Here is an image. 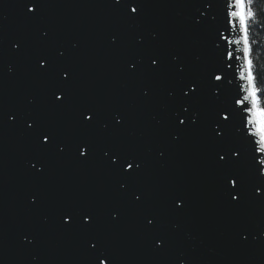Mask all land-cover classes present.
<instances>
[{"label": "water", "instance_id": "water-1", "mask_svg": "<svg viewBox=\"0 0 264 264\" xmlns=\"http://www.w3.org/2000/svg\"><path fill=\"white\" fill-rule=\"evenodd\" d=\"M227 3L0 0V264H264L261 157L238 132V113L223 140L213 131L241 83V62L228 68L223 55L247 47L219 38L239 36ZM192 84L199 91L185 97ZM127 156L143 161L135 175L123 172ZM237 175L233 192L227 179Z\"/></svg>", "mask_w": 264, "mask_h": 264}, {"label": "snow or ice", "instance_id": "snow-or-ice-1", "mask_svg": "<svg viewBox=\"0 0 264 264\" xmlns=\"http://www.w3.org/2000/svg\"><path fill=\"white\" fill-rule=\"evenodd\" d=\"M116 3L119 4L120 0H116ZM251 0H228L227 7L229 9L227 15V28L239 33L237 39H226L224 34L221 32L219 34V38L225 40L228 45H240L242 42L247 45V47H243L242 49L239 47L235 48V51L228 50L223 55V62L228 68H232L233 64L232 61H240L239 64V72L236 74L235 79L239 80L241 83L239 84V95L234 98V108L231 110H224L221 114H219V120L224 122L223 128L221 131H216V128H213L215 131L216 137L220 140H223V130L227 129L229 126L230 118H234L235 114H239L241 117V127L238 129V132L245 138V140L252 146L254 153L261 158L256 161L261 165L259 176L264 178V95L261 94V88L259 86L258 77L256 75L254 62L251 58L252 48H251V40L248 37V22L247 16L249 13V4ZM211 5H209L210 7ZM39 11V7L37 4L33 3L30 6L26 7V14H31L35 16ZM127 11L131 15H136L138 12L142 11V7L137 4L135 6H128ZM202 21H197L196 23H201ZM114 42V41H113ZM14 49H18L19 45L14 44ZM235 53H242L241 55H236ZM61 55H63L61 53ZM45 60H41L39 63V68L43 69L45 67ZM153 66L157 65V60L153 59L151 61ZM134 67V66H130ZM62 79H68L69 75L67 72H64L61 76ZM212 81L214 82L215 89L219 90L223 85V77L219 73H214L211 77ZM199 89L195 84H192L188 88V92H184L183 95L185 97L188 96L189 92H192L195 95ZM214 94L219 95V91L215 92ZM64 94L61 92L55 95V101H61L62 96ZM147 95V93H145ZM188 109L185 108L184 112H187ZM198 114L194 113V118L190 121V126L196 125L197 119L195 118ZM10 119H13L10 117ZM113 119L116 122V125H120L124 117L120 116L118 113L113 116ZM83 120L88 123L92 124L93 122V115L84 114ZM178 125L183 126L185 125V119H179ZM216 127H220L217 125ZM28 128L31 129L32 125L29 124ZM42 140L40 141L42 144H48L49 138L52 136L51 132H44L41 134ZM60 152H63V148L59 149ZM88 148L87 146H82L79 149V156L82 158H87ZM163 153H161L162 155ZM105 156L108 155L107 152L104 153ZM241 153L239 150H231V159H238ZM219 160L222 162L225 160V156L221 155ZM120 161V156L116 155L113 156L111 160V164L115 165L117 162ZM123 172L129 173L132 172L133 175L139 172L143 161H137L135 157L127 156L124 158ZM38 163H40L38 161ZM135 165V168L133 166ZM32 168L36 169L38 173L43 172L45 167L43 163H40V167H37L36 164L31 165ZM116 171H119L117 169ZM228 188H230L233 192H236L238 185L239 187H243V182L241 178L237 176H233L227 179ZM123 187V185H121ZM261 189H256V195H260ZM141 199L140 196H135V200L138 202ZM231 200L235 203H239L238 194H231ZM31 203H35V199H30ZM181 200L178 198L176 201V207H181ZM70 213L65 214L63 223L68 224L70 219ZM117 213H114L112 218H117ZM92 216L90 213H85L83 217V223L87 225ZM148 225H152L154 223L153 219H149L147 221ZM264 235V232H262ZM246 239V237H244ZM161 241H157V247H160ZM95 248V245H92ZM100 264H105L104 261H101Z\"/></svg>", "mask_w": 264, "mask_h": 264}, {"label": "trees", "instance_id": "trees-1", "mask_svg": "<svg viewBox=\"0 0 264 264\" xmlns=\"http://www.w3.org/2000/svg\"><path fill=\"white\" fill-rule=\"evenodd\" d=\"M251 58L254 62L261 94L264 95V0H251L247 16Z\"/></svg>", "mask_w": 264, "mask_h": 264}]
</instances>
